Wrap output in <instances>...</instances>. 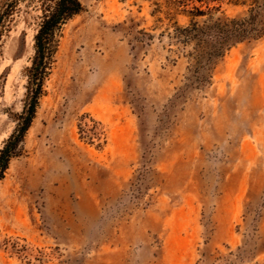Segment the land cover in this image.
<instances>
[{"label": "rangeland", "instance_id": "obj_1", "mask_svg": "<svg viewBox=\"0 0 264 264\" xmlns=\"http://www.w3.org/2000/svg\"><path fill=\"white\" fill-rule=\"evenodd\" d=\"M80 2L0 180V264H264V36L199 86L193 44L171 37L194 8L233 18L249 0ZM38 16L21 3L0 41V150Z\"/></svg>", "mask_w": 264, "mask_h": 264}, {"label": "trees", "instance_id": "obj_2", "mask_svg": "<svg viewBox=\"0 0 264 264\" xmlns=\"http://www.w3.org/2000/svg\"><path fill=\"white\" fill-rule=\"evenodd\" d=\"M21 3L39 12L38 30L34 36V55L27 70V93L22 113L17 118L14 131L0 150V180L9 161L17 156L24 137L29 130L39 99L43 94V81L54 53L55 39L62 27L80 14V0H2L0 1V41L10 30ZM188 26L174 25L172 38L183 46L193 44V84L208 83L215 64L233 46L261 39L264 36V0H249L246 12L239 17L219 16L212 11L193 9ZM208 16L202 24L196 17Z\"/></svg>", "mask_w": 264, "mask_h": 264}]
</instances>
